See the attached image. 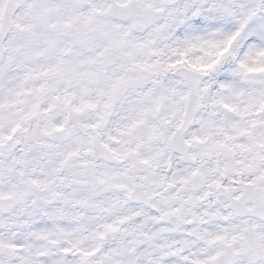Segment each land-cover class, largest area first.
<instances>
[{
  "label": "snow or ice",
  "instance_id": "6c2138e0",
  "mask_svg": "<svg viewBox=\"0 0 264 264\" xmlns=\"http://www.w3.org/2000/svg\"><path fill=\"white\" fill-rule=\"evenodd\" d=\"M0 264H264V0H0Z\"/></svg>",
  "mask_w": 264,
  "mask_h": 264
}]
</instances>
